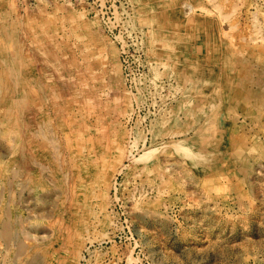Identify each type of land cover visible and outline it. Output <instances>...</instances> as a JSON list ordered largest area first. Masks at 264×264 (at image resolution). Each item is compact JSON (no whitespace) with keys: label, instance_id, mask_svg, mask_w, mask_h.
Returning a JSON list of instances; mask_svg holds the SVG:
<instances>
[{"label":"rangeland","instance_id":"rangeland-1","mask_svg":"<svg viewBox=\"0 0 264 264\" xmlns=\"http://www.w3.org/2000/svg\"><path fill=\"white\" fill-rule=\"evenodd\" d=\"M0 264H264V0H0Z\"/></svg>","mask_w":264,"mask_h":264}]
</instances>
